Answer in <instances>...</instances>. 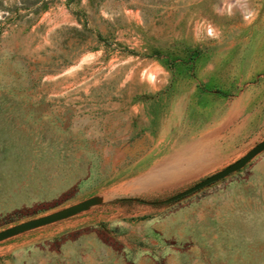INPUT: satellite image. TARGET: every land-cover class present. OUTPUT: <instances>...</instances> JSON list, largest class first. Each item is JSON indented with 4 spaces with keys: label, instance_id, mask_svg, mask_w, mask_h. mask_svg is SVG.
I'll list each match as a JSON object with an SVG mask.
<instances>
[{
    "label": "rangeland",
    "instance_id": "obj_1",
    "mask_svg": "<svg viewBox=\"0 0 264 264\" xmlns=\"http://www.w3.org/2000/svg\"><path fill=\"white\" fill-rule=\"evenodd\" d=\"M250 87L264 92V0H0V147L35 196L0 229L104 197L1 240V264H264V149L178 199H133L264 138V120L221 125Z\"/></svg>",
    "mask_w": 264,
    "mask_h": 264
},
{
    "label": "crops",
    "instance_id": "obj_2",
    "mask_svg": "<svg viewBox=\"0 0 264 264\" xmlns=\"http://www.w3.org/2000/svg\"><path fill=\"white\" fill-rule=\"evenodd\" d=\"M258 40L251 38L247 40L242 46L247 50L245 53V61L249 57H252L256 48L259 46ZM228 48L223 49L220 55L223 62L229 60L231 54V45ZM242 51V50H241ZM260 89L253 87L240 90L232 96L229 106L222 114V126H228L231 122H234L233 128L241 129L246 122L262 121L264 120V92ZM10 157L15 159L14 154L10 156L3 151L0 147V212L21 205L22 203L29 202L35 198V196L22 197L23 189L29 188L30 180L24 182L22 171L6 169V159ZM16 171V172H15ZM48 224V223H47ZM45 225V224H44ZM19 234V233H18ZM1 264V262H0Z\"/></svg>",
    "mask_w": 264,
    "mask_h": 264
},
{
    "label": "water",
    "instance_id": "obj_3",
    "mask_svg": "<svg viewBox=\"0 0 264 264\" xmlns=\"http://www.w3.org/2000/svg\"><path fill=\"white\" fill-rule=\"evenodd\" d=\"M264 149V138L258 140L256 143H254L249 149H247L241 156L236 158L235 160L229 162L228 164L224 165L220 169L205 175L195 183L183 188L182 190H179L165 198L159 199V200H144L140 198L134 197L133 199L145 202V203H163L172 201L175 199H178L186 194L191 193L194 190H197L217 179H220L227 175L228 173L239 169L242 167L251 157H253L256 153ZM104 201V197L98 194H93L88 197H85L81 200H78L76 202H73L71 204L65 205L63 207H60L58 209L52 210L50 212H47L45 214H41L35 217H31L22 221H19L17 223H14L12 225L6 226L4 228L0 229V241L11 237L13 235H16L18 233L24 232L26 230L54 222L66 217H69L71 215H74L78 212H81L83 210L88 209L89 207L99 204Z\"/></svg>",
    "mask_w": 264,
    "mask_h": 264
},
{
    "label": "built area",
    "instance_id": "obj_4",
    "mask_svg": "<svg viewBox=\"0 0 264 264\" xmlns=\"http://www.w3.org/2000/svg\"><path fill=\"white\" fill-rule=\"evenodd\" d=\"M245 15H246V16L249 15V12H246ZM207 31H208V29H207ZM208 32H209V31H208Z\"/></svg>",
    "mask_w": 264,
    "mask_h": 264
}]
</instances>
